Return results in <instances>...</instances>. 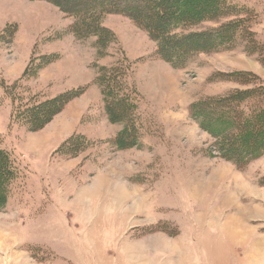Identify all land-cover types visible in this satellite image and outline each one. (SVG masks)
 <instances>
[{
    "label": "rangeland",
    "instance_id": "rangeland-1",
    "mask_svg": "<svg viewBox=\"0 0 264 264\" xmlns=\"http://www.w3.org/2000/svg\"><path fill=\"white\" fill-rule=\"evenodd\" d=\"M227 2L236 10L175 33L237 24L229 48L197 53L172 71L147 69L155 101L138 82L140 68L150 58L165 61L134 21L103 15L105 36L80 39L74 19L49 2L0 0V75L9 86L32 58L31 74L40 56L57 54L58 63L71 53L18 84L14 96L23 104L36 93L40 102L52 98L64 88L46 77L64 71L63 85H88L72 101L81 98L79 123L56 116L37 132L11 121L18 102L0 90L1 147L16 168L0 213V264H264V150L238 166L210 131L214 124L201 123L203 108H194L264 89V0ZM91 87L100 99L84 96ZM106 89L124 108L107 113ZM258 103L257 93L241 97L228 120L240 126Z\"/></svg>",
    "mask_w": 264,
    "mask_h": 264
},
{
    "label": "trees",
    "instance_id": "trees-1",
    "mask_svg": "<svg viewBox=\"0 0 264 264\" xmlns=\"http://www.w3.org/2000/svg\"><path fill=\"white\" fill-rule=\"evenodd\" d=\"M33 2L46 1L56 6L62 14L74 19L73 33L78 38H84L96 33V36H105L104 27H99L103 15H122L137 23L158 44V57L170 64L173 68H180L197 53L206 51L222 52L229 48L228 40L235 34L236 25H226L215 30L187 33L191 28H196L202 22H213L228 14V9L236 8L227 0H30ZM12 26V25H11ZM14 27H7V33ZM180 36L176 31L186 30ZM14 31V30H13ZM12 32V31H11ZM101 42V41H99ZM208 53V52H206ZM59 55H43L38 59L32 71L34 58L23 74L9 86L0 75V90L5 96L13 98L18 102L16 108L11 110V121H16L26 127L29 132H37L46 124L58 116L69 103L83 95L88 85L78 87L70 91L61 92L52 98L38 101L39 93L34 95L26 103H22L20 96H14L13 92L17 85L32 78L41 70L56 63ZM48 60L44 65V61ZM249 76V75H246ZM236 77L242 80L240 75ZM245 77V76H244ZM257 93L258 104L256 114L247 117L239 126L236 119H230L234 106L239 99ZM106 101V111L111 114L114 106L123 107L118 102L111 90L103 92ZM231 94V93H230ZM45 96L44 94L42 97ZM40 98V97H39ZM45 99V98H44ZM264 89L263 87L252 90L234 91L230 96L220 98L214 102L202 100L196 103L195 109L203 108L205 113L201 123L214 124L210 131L224 141V148L229 145L228 154L225 157L232 160L238 166H243L249 160H255L263 155L264 150ZM195 104V103H194ZM123 115L124 112L117 111ZM210 118H209V117ZM230 121V122H229ZM255 143V144H254ZM70 147H74L73 145ZM75 148V147H74ZM70 148V149H74ZM72 151V150H71ZM240 152V153H239ZM16 168L10 152L1 147L0 141V213L7 208L9 186L15 179Z\"/></svg>",
    "mask_w": 264,
    "mask_h": 264
},
{
    "label": "crops",
    "instance_id": "crops-1",
    "mask_svg": "<svg viewBox=\"0 0 264 264\" xmlns=\"http://www.w3.org/2000/svg\"><path fill=\"white\" fill-rule=\"evenodd\" d=\"M70 54L71 53H68V55H64L62 58H61V60L59 61L60 62V66L61 65H63V64H65L67 61H70ZM153 58H150L148 61H146V64L144 65V64H142V65H144V66H142V68H140V72H141V75L138 77V82L140 83V86L145 90V94L147 95V97H149V99H151V100H155L156 101V98H158L159 97V95H160V93H152L151 92V90L149 89V84L147 83V80H146V77L148 78V76H145L144 75V72L148 69V71L147 72H151V67L154 65V64H160V65H163V66H165V67H167V68H169L171 71H172V66L170 65V64H168V63H165V62H163V61H161V60H159V59H156V60H152ZM58 62V63H59ZM58 63H56V64H58ZM55 64V65H56ZM82 66H83V64H82ZM50 67H52V66H50ZM144 67V68H143ZM85 70V69H84ZM139 70V69H138ZM70 71V70H69ZM56 72V71H55ZM72 72V71H71ZM87 72V71H86ZM8 73H10V72H8ZM72 74V73H71ZM91 75H92V77H91ZM89 74L88 72H87V76L89 77V81L88 82H90L92 79H93V74ZM7 76V75H6ZM8 78H10V79H8V78H6L5 77V79L6 80H8V81H10V82H12V81H15L16 79H14L13 77L11 78V76H7ZM47 79H53V80H49V81H52V82H48V83H57V84H59L60 85V87H62V88H64V89H68V90H72V89H76L78 86H81V85H83V83H77V82H75V83H72V82H69L68 81V83L67 84H65V85H63V83H64V81L67 79H69V75H68V72L67 71H64V73L63 72H58V73H56L55 75H51V76H48V77H46ZM62 78V79H61ZM150 78H154V76L153 77H151L150 76ZM13 79V80H12ZM17 79H19V78H17ZM53 83V84H54ZM151 83V82H150ZM89 86H91V84L89 85ZM59 87V88H60ZM93 87H91L88 91H87V93H86V95H84L85 97L86 96H88V95H91V93H93V96H95V95H97V96H99V99H100V95H99V93H98V91L96 90V88H93ZM63 89V90H64ZM60 90H62L61 88H60ZM61 91V92H64V91ZM65 90V91H66ZM147 90V91H146ZM151 92V93H150ZM149 95V96H148ZM83 96V97H84ZM82 97V98H83ZM167 97V96H166ZM167 98H170L171 100L172 99H174L175 97H167ZM81 99V98H80ZM80 99H78V100H76V101H74V102H72L70 105H68L66 108H65V110L63 111V113L62 114H60V115H58L57 116V118H60V117H62V119H61V121H59V122H65V123H67L68 122V120L69 119H73V118H76V123H79L80 122V120H81V115L83 114V112L84 111H77L76 112V110H77V108L79 107L78 105V101H80ZM170 99H168L167 101H170ZM186 105H189V104H186ZM187 106H184V108H186ZM56 118V119H57ZM68 193V190L66 189V194ZM68 195V194H67Z\"/></svg>",
    "mask_w": 264,
    "mask_h": 264
},
{
    "label": "bare ground",
    "instance_id": "bare-ground-1",
    "mask_svg": "<svg viewBox=\"0 0 264 264\" xmlns=\"http://www.w3.org/2000/svg\"><path fill=\"white\" fill-rule=\"evenodd\" d=\"M119 191H121V195H122V193H123L125 196L128 194V192H127L126 190L120 189ZM121 200H122V201H123V200H126V197H123V199H121ZM89 207H90V206H89ZM89 207H88V209H89ZM91 207H92V206H91ZM91 207H90V208H91ZM91 209H92V208H91ZM91 209H90V210H91ZM92 210H93V209H92ZM88 212H89V211H88ZM90 212H91V211H90Z\"/></svg>",
    "mask_w": 264,
    "mask_h": 264
}]
</instances>
